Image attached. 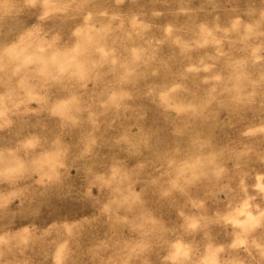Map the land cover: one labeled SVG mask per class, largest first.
<instances>
[{
  "label": "clouds",
  "instance_id": "obj_1",
  "mask_svg": "<svg viewBox=\"0 0 264 264\" xmlns=\"http://www.w3.org/2000/svg\"><path fill=\"white\" fill-rule=\"evenodd\" d=\"M0 264H264V0H0Z\"/></svg>",
  "mask_w": 264,
  "mask_h": 264
}]
</instances>
